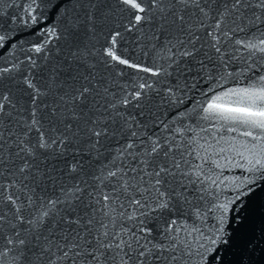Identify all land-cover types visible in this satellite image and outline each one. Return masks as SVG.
Masks as SVG:
<instances>
[{
    "label": "snow or ice",
    "instance_id": "1",
    "mask_svg": "<svg viewBox=\"0 0 264 264\" xmlns=\"http://www.w3.org/2000/svg\"><path fill=\"white\" fill-rule=\"evenodd\" d=\"M45 2L55 55L0 66V264H224L229 240L232 264H264L217 175L264 176V0ZM133 31L150 66L119 46ZM120 66L150 78L100 71Z\"/></svg>",
    "mask_w": 264,
    "mask_h": 264
},
{
    "label": "water",
    "instance_id": "2",
    "mask_svg": "<svg viewBox=\"0 0 264 264\" xmlns=\"http://www.w3.org/2000/svg\"><path fill=\"white\" fill-rule=\"evenodd\" d=\"M53 2L59 3V0H53ZM75 4L76 0H64L63 3H60V13L67 10L69 14H74L77 11ZM33 16L36 18L35 21L31 19ZM123 23H127V21L124 20ZM62 24L63 21L60 14L52 8L51 4L46 3L45 0H35V3H33V0H0V29L6 31L10 37L0 47V66H7L9 63L21 61L26 66V57L29 55L34 60L43 63L44 53H36L32 49V45L44 41H48V49L54 56L55 49L61 46L62 42L57 41L54 33L49 34L47 29H56L57 26L62 27ZM97 40L96 46L99 48L103 44V37L99 36ZM119 46L121 49L126 50L133 62H140L144 66H150V57H145L137 46L135 31L125 33L124 40ZM100 71L116 79H119L116 77V72L123 71L125 77L120 81L121 83L128 80H146L150 78V74L148 73L124 66H120L118 69L107 70L101 67ZM245 86L247 85L243 79L228 81L225 82L224 90ZM197 87L202 88L203 85L198 84ZM169 111H164V115L161 118L168 115ZM237 163H242V161H239V158H237V160L225 165L217 173L220 179L219 188L223 193L222 200L226 198L232 202L230 204V212L227 214L228 224L226 230L235 237L236 233L234 230L238 229V222L244 215H248V230L255 239L259 240L261 229L264 228V176L257 174L255 177H252L246 168L235 166ZM253 178L256 180L253 191L245 195L242 191L244 185ZM214 223V220L209 219L208 226L211 227ZM260 244L264 246V240H260ZM234 251L233 241L229 240L227 246H218V258L224 264H232ZM256 259L259 264L261 259L259 248L257 249ZM209 264H213V262L209 261Z\"/></svg>",
    "mask_w": 264,
    "mask_h": 264
}]
</instances>
